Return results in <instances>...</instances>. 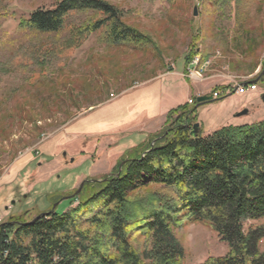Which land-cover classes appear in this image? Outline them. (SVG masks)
<instances>
[{"label":"rangeland","instance_id":"1","mask_svg":"<svg viewBox=\"0 0 264 264\" xmlns=\"http://www.w3.org/2000/svg\"><path fill=\"white\" fill-rule=\"evenodd\" d=\"M106 1L122 11L125 23L150 35L155 48L107 47L95 32L79 47L35 64L33 47L53 36L23 31L18 23L36 8H51L53 0H0V223L62 212L63 197L113 172L127 149L166 126L170 109L197 92L220 90L218 82L254 81L262 70L264 0ZM196 54L210 59L199 80L183 75ZM256 85L255 93L199 105L202 127L218 115L232 125L262 119L264 79ZM237 105L247 113L234 118ZM262 223L246 220L243 227ZM174 233L184 248L183 264L227 251L202 223L183 219ZM257 249L264 252V237Z\"/></svg>","mask_w":264,"mask_h":264},{"label":"trees","instance_id":"2","mask_svg":"<svg viewBox=\"0 0 264 264\" xmlns=\"http://www.w3.org/2000/svg\"><path fill=\"white\" fill-rule=\"evenodd\" d=\"M18 26L53 36L33 47L35 64L79 47L95 32L107 47L156 46L106 0H53ZM261 71L257 81L264 79ZM198 108L194 97L170 109L159 133L127 149L110 174L86 180L62 212L0 223V264H183L174 233L183 219L208 226L227 245L224 255L199 264H264L257 249L264 237V117L207 130ZM19 109L27 119V110ZM260 219L261 225L244 229L246 220Z\"/></svg>","mask_w":264,"mask_h":264},{"label":"built area","instance_id":"3","mask_svg":"<svg viewBox=\"0 0 264 264\" xmlns=\"http://www.w3.org/2000/svg\"><path fill=\"white\" fill-rule=\"evenodd\" d=\"M210 59L209 57L201 60V58L196 54L193 55L191 60L188 61V65L186 67L185 73H183L184 76H187L194 80L201 79V73L204 71L205 67L209 65ZM257 87L255 84L247 85L243 82H234L232 87H228L225 89L220 90H213L212 91V97H220L221 95L228 94L231 91H234L235 93H246L248 90H255ZM188 103H191V99L188 100Z\"/></svg>","mask_w":264,"mask_h":264},{"label":"crops","instance_id":"4","mask_svg":"<svg viewBox=\"0 0 264 264\" xmlns=\"http://www.w3.org/2000/svg\"><path fill=\"white\" fill-rule=\"evenodd\" d=\"M204 58H208V57H204ZM256 69H258V66H257V68ZM256 71V70H255ZM257 80V79H256ZM235 82V81H234ZM234 82H232V81H229V82H218V83H216V84H214V86L216 85V86H223V87H232V85L234 84ZM247 85H250L252 82H249V81H246L245 82ZM258 90V87L255 89V90H248L246 93H255L256 91ZM196 94H198V92L197 93H195L192 97H196ZM262 94V92L260 93V95ZM241 106H239V105H237V106H235V107H233L232 108V116L234 117V118H236L234 115H235V113L236 112H238V111H240L241 109ZM220 115H218V116H216V118L213 120V124L211 125V126H209V128H207V130H212V129H214V128H216V127H218V126H220V125H226V124H228V123H230V119H228L227 121H229V122H224L223 120H219L220 118H218ZM199 118V117H198ZM198 121H200L201 123L203 122L200 118L198 119ZM235 125H238V124H235Z\"/></svg>","mask_w":264,"mask_h":264},{"label":"water","instance_id":"5","mask_svg":"<svg viewBox=\"0 0 264 264\" xmlns=\"http://www.w3.org/2000/svg\"><path fill=\"white\" fill-rule=\"evenodd\" d=\"M195 14H196V11L194 9V15ZM263 72H264V69H263L262 73ZM254 81H257V80H254ZM254 81H251V82H254ZM261 99H262V101H264V93L261 94ZM212 100H213V98L210 95H199V96H196V98H195L196 107H198L199 105H201L203 103L210 102ZM246 113H247V109H242L241 111L236 112L234 116L238 117V116L244 115ZM197 131H198V123H195L194 126H193L194 135L197 133ZM116 175H118V173ZM82 185H83V182L80 183L79 187L71 195L63 197V198L65 199V198H68V197H70V198L74 197L80 191Z\"/></svg>","mask_w":264,"mask_h":264}]
</instances>
